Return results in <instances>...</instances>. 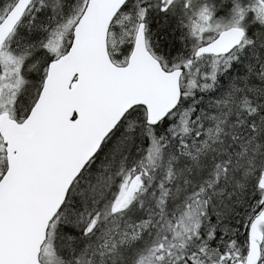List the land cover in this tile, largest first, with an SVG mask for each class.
I'll use <instances>...</instances> for the list:
<instances>
[{"label":"snow or ice","instance_id":"obj_1","mask_svg":"<svg viewBox=\"0 0 264 264\" xmlns=\"http://www.w3.org/2000/svg\"><path fill=\"white\" fill-rule=\"evenodd\" d=\"M0 264H264V0H0Z\"/></svg>","mask_w":264,"mask_h":264}]
</instances>
